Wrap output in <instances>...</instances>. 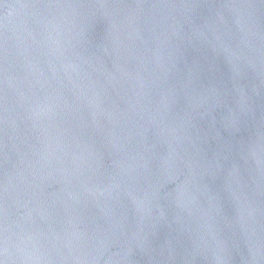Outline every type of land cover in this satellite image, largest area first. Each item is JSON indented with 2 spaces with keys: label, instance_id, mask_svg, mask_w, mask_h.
Wrapping results in <instances>:
<instances>
[{
  "label": "water",
  "instance_id": "obj_1",
  "mask_svg": "<svg viewBox=\"0 0 264 264\" xmlns=\"http://www.w3.org/2000/svg\"><path fill=\"white\" fill-rule=\"evenodd\" d=\"M0 264H264V0H0Z\"/></svg>",
  "mask_w": 264,
  "mask_h": 264
}]
</instances>
